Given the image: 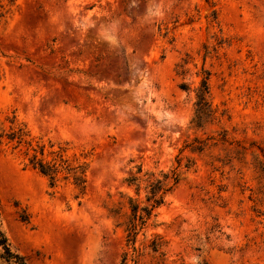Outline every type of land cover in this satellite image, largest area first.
Wrapping results in <instances>:
<instances>
[{
  "label": "rangeland",
  "instance_id": "obj_1",
  "mask_svg": "<svg viewBox=\"0 0 264 264\" xmlns=\"http://www.w3.org/2000/svg\"><path fill=\"white\" fill-rule=\"evenodd\" d=\"M21 128L88 162L84 195L27 165ZM0 214L27 264H264V0H0Z\"/></svg>",
  "mask_w": 264,
  "mask_h": 264
},
{
  "label": "trees",
  "instance_id": "obj_2",
  "mask_svg": "<svg viewBox=\"0 0 264 264\" xmlns=\"http://www.w3.org/2000/svg\"><path fill=\"white\" fill-rule=\"evenodd\" d=\"M183 88H187V84H182ZM209 93V85L207 79L202 81L201 86L198 88V102H197V115L200 120L205 115L212 114V108L210 102L207 100V94ZM196 123H198V120ZM10 138H17L18 142L27 144V165L39 171L42 175L48 178L49 185L51 187H57L59 182H70L77 189V197L84 195L87 190V169L88 162L81 161L79 159L76 162L70 160L67 156V147L62 145H56L52 142H44L42 139L34 141L33 139H27L28 133L21 128L18 132L10 134ZM142 170V168H140ZM150 183L148 185V191L146 196V204L140 206L134 204L131 209L132 213L126 222V231L128 232L129 239L136 240L139 231L142 228H146L150 225L149 221L154 215V210L166 201V197L172 192L174 186L179 180V174L177 171L168 173L162 171L159 175L151 174ZM137 179V177H132ZM151 244L148 245L144 241L141 247L135 248L138 255L142 256L147 247H153L156 251L158 247L163 243V237L156 233ZM154 245V246H151ZM136 247V246H134ZM0 258L7 261H15L19 264H27L25 256L16 252L10 240L1 227V214H0Z\"/></svg>",
  "mask_w": 264,
  "mask_h": 264
}]
</instances>
